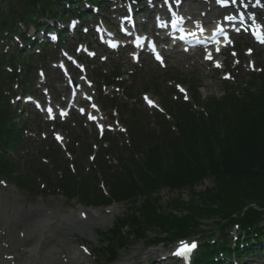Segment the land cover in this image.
Instances as JSON below:
<instances>
[{
	"label": "trees",
	"instance_id": "trees-1",
	"mask_svg": "<svg viewBox=\"0 0 264 264\" xmlns=\"http://www.w3.org/2000/svg\"><path fill=\"white\" fill-rule=\"evenodd\" d=\"M4 1L0 0V4ZM261 86L257 94H246L241 101L227 96L220 103H199L196 98L205 117L191 113L186 105L176 106L171 115L176 130L171 133L169 124L161 120L164 126L161 135L160 132L145 134L142 130L134 133L130 153L124 161L118 159L117 168L107 165L104 159L107 152L101 150L96 168L108 187V197L96 189L93 172L87 176L78 174L77 180L65 167L64 180L60 181L62 194L70 199L76 197L89 206L130 205L106 235L113 248L125 244L127 238L122 230L126 228L131 232L156 228L173 239L188 234L197 219L238 216L249 203L264 208V83ZM5 116L0 108V145L9 137L2 128ZM13 137L18 140L19 134L14 133ZM35 167L42 171L39 164ZM0 173L13 174L5 160ZM25 179L19 178L17 183L24 187ZM208 179L214 183V190L185 206L188 213L181 218L161 211L156 204L154 196L162 189H192ZM137 200L142 203L136 210L133 204ZM170 203L166 206L168 210L179 212L184 208L179 201ZM259 216L258 212L249 210L244 221L251 224ZM108 250L113 257L114 251Z\"/></svg>",
	"mask_w": 264,
	"mask_h": 264
},
{
	"label": "rangeland",
	"instance_id": "rangeland-1",
	"mask_svg": "<svg viewBox=\"0 0 264 264\" xmlns=\"http://www.w3.org/2000/svg\"><path fill=\"white\" fill-rule=\"evenodd\" d=\"M110 7L108 6V11H110ZM94 18V17H93ZM108 18L111 19V16L108 15ZM96 19V18H94ZM10 40H13L12 37ZM11 43V50L10 53H12L15 48L17 47V45H15V43H13L12 41H10ZM1 47V44H0ZM0 50H3L0 48ZM240 57L242 58L243 55L241 54ZM107 62L109 63H113L116 66H121L123 68L124 71L129 70L130 66V60L128 59V56L125 55H121V54H110L108 55L107 58ZM249 62L256 64L257 66L259 64H263L264 63V51L261 52L260 56L258 59H255V62L253 60H249ZM101 69L104 72H108L109 70V66L107 64H100ZM167 67L169 68H173L176 71L175 72H180L182 75H188L195 73L197 74L199 81H200V94L202 96V98H219L221 97V93L223 90V84L221 83V75L220 73L214 72L211 68L210 65L208 66H203V63L196 59V56H192V57H181L180 60H175L173 62L168 61L167 63ZM93 67H89V69H92ZM137 68H141L143 69V72L145 74H151L153 73L155 70H157V67L153 64H139V66H137ZM248 63H244L241 64L238 68V71H234L232 76L234 79V85L233 87H244V85H249L247 83L248 79H247V72H248ZM242 71L244 73H242ZM98 72L95 71V73H93V79L94 77L97 75ZM34 77V73L32 74V78ZM98 83V82H97ZM58 85H54L51 83V87L56 88L58 87ZM164 88L166 89H172L171 88V84H164L163 85ZM81 93L80 95L82 97L88 98V96L91 94L92 92V88L90 87L89 84L84 83V87H81ZM68 98H70V94H68L67 96ZM62 98V95L61 97ZM60 98L58 97L57 100L59 101ZM67 102H69V99H67ZM104 109H108L105 106H102ZM143 108H145L143 106ZM146 110L150 115L154 114V111L151 110ZM24 117H26L27 119V123L29 125V130L27 135H25V140L28 144V148L31 149V151L33 152H41V149L43 147H45L46 143L43 142V140H41V134L43 133L44 136L48 137L49 132L51 131V126L49 125H45L42 121V119L40 118V116H38L35 111H33L32 109H28L26 110V112L23 113ZM25 114H27L25 116ZM108 116V117H107ZM107 116L104 117V125L106 124L107 127H109V129H113V131H115V128L108 126L109 122H108V118L109 117V112L107 113ZM86 118L84 117L83 119L79 120L78 118H76V120H78V123L74 122V124L71 122L70 127L73 129V132H75L76 134H82L83 132L86 133L88 138H91L93 136L92 132V128L86 126L85 130H81L80 128H78V126L80 125L82 128L85 127V123L84 120ZM65 122V121H64ZM62 137V136H61ZM61 142L63 143V137L61 139ZM66 143V142H65ZM64 143V144H65ZM87 164V162H85V165ZM211 187V183L209 181H205L204 183H202L201 185H199L198 187L195 188V192H202L207 188ZM157 198L160 200V204L161 206H164L165 203L169 202L170 200H176V199H180L183 202H188L191 198V194L188 190H182L180 192H168L166 190H162L160 191L159 195L157 196ZM28 208L31 209H43V210H47L49 212H51L52 214L56 213V217L58 220L60 221H70L73 218H76V220H80V216L79 213L81 214H85V216L87 217V219H91V217L93 215H97V214H101L99 215V217L104 216L102 213H99L100 209H86L83 207H78V206H73L72 208H67L65 205V201L62 198H32L31 196H27L24 195L23 193H21L20 191L16 190L14 187L8 185L7 187H3L0 185V213L2 214V217L5 218L7 217L8 213L11 212L12 210L14 211H18V212H24L23 210H28ZM111 210L113 211V216L114 218L117 216H120L122 213H124L126 211L125 206L123 205H114L111 206ZM1 216V215H0ZM106 218L109 217V215L105 216ZM54 221V220H53ZM97 222V221H96ZM114 222V221H113ZM113 222L108 225L107 227L104 228H90L89 226H87V222H83V224H85L84 228H82L81 230L78 229V231H81V234L78 232H74L73 234L70 235H66L65 239H67L68 241H70L72 243V247L75 251V248H77V245L81 246V247H85L89 250V252H91L92 256L90 258L89 261H91V264H105L104 261L106 259V257H104V253H103V244L105 243L104 240L100 237V232H105L108 229L111 228ZM57 225V223H56ZM55 225V226H56ZM208 228H204L205 231L210 230V229H214L215 225H210L209 223L207 224ZM210 231H214V230H210ZM232 230H228L227 235L229 236L230 232ZM166 248H170V247H164V249ZM161 250L162 246H158L156 248L153 249H147L145 247V243L139 242V243H132L130 244L128 247H126L125 250L120 251L118 254V260L115 264H126V263H133V264H138L140 263L142 260V258L146 255V253L150 252V251H155V250ZM169 249H166L165 252H168ZM137 251V253H136ZM133 258V259H132ZM98 263H97V261ZM94 261H96L94 263ZM82 264H87V263H82Z\"/></svg>",
	"mask_w": 264,
	"mask_h": 264
},
{
	"label": "bare ground",
	"instance_id": "bare-ground-1",
	"mask_svg": "<svg viewBox=\"0 0 264 264\" xmlns=\"http://www.w3.org/2000/svg\"><path fill=\"white\" fill-rule=\"evenodd\" d=\"M261 7L257 1L252 4V8L262 10ZM99 213L104 216L93 215L90 220L87 219L86 225L90 228H104L111 224L114 219L111 209ZM106 215L109 217L106 218ZM84 226L81 220H73L70 224L59 221L51 212L41 208L15 212L7 219L0 217V264H80L81 261L89 263L90 258L84 255L86 253L74 251L72 243L64 238V235H70ZM58 256H62V260L59 261Z\"/></svg>",
	"mask_w": 264,
	"mask_h": 264
},
{
	"label": "snow or ice",
	"instance_id": "snow-or-ice-1",
	"mask_svg": "<svg viewBox=\"0 0 264 264\" xmlns=\"http://www.w3.org/2000/svg\"><path fill=\"white\" fill-rule=\"evenodd\" d=\"M218 2H223V0H218ZM259 2H260V0H257V4H259ZM157 19H158V21H159V18H157ZM229 19H232V17H229ZM73 23H75V22H73ZM161 26H165V25L161 24ZM198 26H199V25H198ZM220 31L222 32L223 29H220ZM256 35H257V38L260 40V42H261L262 44H264V33H259V32H258V33H256ZM53 38H55V37H53ZM181 38H183V37H181ZM225 39L227 40V36H225ZM137 43H138V46H139V39H138ZM228 43H231V41H228ZM110 46H111V47H117V44H116V43H112ZM152 49H153V51L155 52V45H154V44L152 45ZM216 51L219 52L220 49L217 48ZM250 52H251V49H249V53H250ZM93 54H94V53H93ZM233 55H235V53H233ZM156 58H157V60H161V57L159 56L158 53L156 54ZM207 58H208V59H211V58H212V54H211V53H208ZM216 66H217V67H220V64H219L218 61L216 62ZM225 78H230V77H227V76H226ZM181 91H183V90L181 89ZM185 98H187V97H185ZM145 99L148 101V103H149L150 105L154 106L153 101H151V100L148 99L147 97H145ZM38 106H39V105H38ZM93 107H95V105H93ZM83 111H84V110L81 109V112H83ZM48 114H49V118H52V117H51V109H48ZM60 115L63 116V115H65V113L62 111V112L60 113ZM89 118H90V119H94V117H92L91 115H89ZM57 139H58V140H61L62 137H60L59 135H57ZM195 248H196V244H195L194 242H193V243H185V242L181 241V242H180V245H179L178 249L176 250V252L174 253V255H176V256H181V257H187V256L192 252V250L195 249Z\"/></svg>",
	"mask_w": 264,
	"mask_h": 264
}]
</instances>
